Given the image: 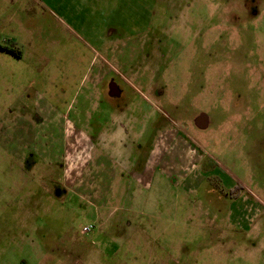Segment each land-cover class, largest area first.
<instances>
[{"label": "rangeland", "instance_id": "rangeland-1", "mask_svg": "<svg viewBox=\"0 0 264 264\" xmlns=\"http://www.w3.org/2000/svg\"><path fill=\"white\" fill-rule=\"evenodd\" d=\"M0 264H264V0H0Z\"/></svg>", "mask_w": 264, "mask_h": 264}, {"label": "crops", "instance_id": "crops-1", "mask_svg": "<svg viewBox=\"0 0 264 264\" xmlns=\"http://www.w3.org/2000/svg\"><path fill=\"white\" fill-rule=\"evenodd\" d=\"M99 84H100V83H99ZM115 88H116V91L119 93V95L116 94V95H114V96H116V97H120L121 95H123V94L117 89V87H115ZM98 90H99V89H98ZM75 111H76V110H75ZM118 122H119L118 125H117V121L113 123V127H114V128L111 129V130L113 131V134H111L112 139L119 138V137L122 135V132H123V119H122V120H119ZM112 131H111V132H112Z\"/></svg>", "mask_w": 264, "mask_h": 264}, {"label": "built area", "instance_id": "built-area-1", "mask_svg": "<svg viewBox=\"0 0 264 264\" xmlns=\"http://www.w3.org/2000/svg\"><path fill=\"white\" fill-rule=\"evenodd\" d=\"M92 229H93V228H92V225H88V226H86V227H84V228L82 229V233H83V234H87V233H89Z\"/></svg>", "mask_w": 264, "mask_h": 264}, {"label": "flooded vegetation", "instance_id": "flooded-vegetation-1", "mask_svg": "<svg viewBox=\"0 0 264 264\" xmlns=\"http://www.w3.org/2000/svg\"><path fill=\"white\" fill-rule=\"evenodd\" d=\"M113 83L110 84V89H107L108 93H110L111 91L113 90H116V86L115 85H112Z\"/></svg>", "mask_w": 264, "mask_h": 264}, {"label": "trees", "instance_id": "trees-1", "mask_svg": "<svg viewBox=\"0 0 264 264\" xmlns=\"http://www.w3.org/2000/svg\"><path fill=\"white\" fill-rule=\"evenodd\" d=\"M203 166L205 167V166H207V165H206V164H204ZM204 167H203V168H204Z\"/></svg>", "mask_w": 264, "mask_h": 264}]
</instances>
